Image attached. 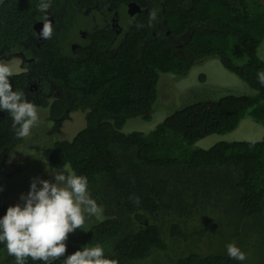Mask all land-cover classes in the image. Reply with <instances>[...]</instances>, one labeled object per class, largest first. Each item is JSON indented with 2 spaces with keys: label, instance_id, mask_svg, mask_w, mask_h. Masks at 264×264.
Here are the masks:
<instances>
[{
  "label": "trees",
  "instance_id": "1",
  "mask_svg": "<svg viewBox=\"0 0 264 264\" xmlns=\"http://www.w3.org/2000/svg\"><path fill=\"white\" fill-rule=\"evenodd\" d=\"M74 1L51 0L48 13L64 6L68 11L59 36L54 34L38 51L41 71L52 87L38 105L48 108L56 128L68 110L84 113L86 127L72 141L54 143L49 165H68L86 176L105 217H90L89 231L69 234L66 255L99 243L106 258L118 264H264V137L219 142L207 150L178 144L179 139L191 146L230 133L247 117L264 126V86L257 79L264 69L259 56L264 0H195L189 8L171 0L162 16L166 29L139 19L115 53H109V40L99 37L66 58L70 20L78 17L68 7ZM40 2L0 0V53L28 37L33 23L44 16L37 10ZM209 57H217L255 94L192 103L148 134L121 132L130 119H152L161 74L182 76ZM25 81L24 73L10 77L14 91ZM7 115L0 120V152L23 141ZM133 195L139 204L130 199ZM7 209L0 200V218ZM167 228L170 239L163 237ZM230 243L247 254L245 261L228 256ZM65 258L52 264H64ZM0 264H15L3 243ZM27 264L43 262L29 258Z\"/></svg>",
  "mask_w": 264,
  "mask_h": 264
},
{
  "label": "clouds",
  "instance_id": "2",
  "mask_svg": "<svg viewBox=\"0 0 264 264\" xmlns=\"http://www.w3.org/2000/svg\"><path fill=\"white\" fill-rule=\"evenodd\" d=\"M50 8L51 0H41L37 9L45 14L39 32V38L43 40H49L55 34L52 21L47 15ZM156 20L157 11L154 9L149 14V26H153ZM67 49L71 47L68 45ZM71 52L73 58V50ZM13 75L10 64L0 61V110L10 114L16 138L23 139L29 137L32 129L39 125L37 107L40 106L28 101L24 92L13 90L10 82ZM257 79L264 86V69L257 72ZM74 113L68 110L66 120L71 119ZM62 125L57 127L60 129ZM48 167L52 168L49 164ZM49 174L54 182L34 178L27 195L22 194L20 197L23 204L8 206L6 214L0 218V243L5 244L8 255L15 258V264H27L29 258L42 261L43 264H52L61 257H66L64 264H118V261L106 258L105 249L99 243L66 255L69 234L77 229L89 231L85 227L86 221L92 216L98 218L102 206L92 198L86 176L55 169L49 171ZM130 199L135 204L140 203L138 196L133 195ZM171 235L167 228L163 237L170 239ZM226 248L230 258L239 261L247 259V254L235 243L228 244Z\"/></svg>",
  "mask_w": 264,
  "mask_h": 264
},
{
  "label": "rangeland",
  "instance_id": "3",
  "mask_svg": "<svg viewBox=\"0 0 264 264\" xmlns=\"http://www.w3.org/2000/svg\"><path fill=\"white\" fill-rule=\"evenodd\" d=\"M80 21L85 24L88 19L83 14L78 13L77 24H80ZM71 50L65 49L63 57L71 58ZM259 56L264 60V43L260 48ZM0 61L8 62L13 68L14 75L21 73L22 65L18 59H3ZM254 94L255 92L250 90L243 80L226 70L217 57H209L195 64L182 76L171 73L161 74L158 83V100L154 106L152 119L150 121H144L141 118L130 119L121 132L127 135L133 132L148 134L172 113L192 103L217 100L227 95ZM37 108L40 116L39 125L32 129V134L29 137L23 138L21 145L9 152V161L14 164L13 170L16 173H13L8 179L0 180V199L9 207L23 204L20 197L22 194L27 195L34 178L38 177L54 182V178L49 174V171L54 168L50 169L48 167V156L54 148V143L57 141H72L86 127V119L82 112L72 114L71 119L63 122L62 128L59 129L56 128L54 120L50 119L48 108ZM263 137L264 126L247 117L241 121L237 129L230 133L213 134L191 146L186 145L179 139L178 144L186 148L207 150L219 142L261 141ZM23 145L25 149H21ZM55 170L73 172L68 165L63 169ZM103 217H105L103 208L98 218L92 216L93 219L97 220ZM90 221V218L86 221V228ZM80 230L82 229L75 230L73 234H77Z\"/></svg>",
  "mask_w": 264,
  "mask_h": 264
},
{
  "label": "flooded vegetation",
  "instance_id": "4",
  "mask_svg": "<svg viewBox=\"0 0 264 264\" xmlns=\"http://www.w3.org/2000/svg\"><path fill=\"white\" fill-rule=\"evenodd\" d=\"M168 1L171 0H96L92 4H84L80 0H75L68 7H72L77 13L83 14L88 19V22L85 24L81 23V26H78L77 16L71 18V20L69 19L72 29L69 34L67 30L65 31L68 34L66 36L67 44L71 47L74 54L78 55L77 50H80L84 46L93 45L94 40H100L99 37H106L109 40V53L113 54L116 52L119 44L126 39L127 32L130 31L134 24L139 19H147L149 21V14L154 9L157 11V20L153 22L155 29L160 31L166 29L165 20L162 19V16L165 10L164 7L167 6ZM193 1L195 0H172V3L177 7L189 8L190 4L193 5ZM157 2H160L159 7ZM67 11L68 8L64 6V9H61L59 12L53 11L47 13L48 17H53L54 33L57 36H59L65 26ZM75 20H77L76 23ZM37 22L43 23V17H40L33 25ZM33 25L27 38L17 42L18 44L14 43L8 46L3 50L6 53H0L2 56L0 60L16 58L21 62V73L25 74L26 83L18 91L24 92L28 101L38 105L41 101V95H51L52 87L51 81L41 71L44 66L41 63L40 54H38L42 43L46 40L39 38L38 33L33 29ZM167 34H169L168 31ZM151 35L157 36L156 31L153 30ZM42 81L50 85V90L47 92L44 90ZM7 114L9 113L0 110V120L4 119ZM55 121L54 119V123L56 124L57 122ZM15 147H12L7 152H0V180L8 179L13 173H16L13 170L14 164L9 161V152ZM21 149H25L24 145Z\"/></svg>",
  "mask_w": 264,
  "mask_h": 264
},
{
  "label": "water",
  "instance_id": "5",
  "mask_svg": "<svg viewBox=\"0 0 264 264\" xmlns=\"http://www.w3.org/2000/svg\"><path fill=\"white\" fill-rule=\"evenodd\" d=\"M49 19H51L52 24H53V17L49 16ZM42 27H43V23L42 22H37V23H35L33 25V29L38 33V35H39V32L41 31Z\"/></svg>",
  "mask_w": 264,
  "mask_h": 264
}]
</instances>
